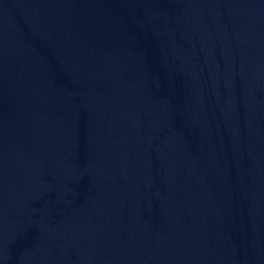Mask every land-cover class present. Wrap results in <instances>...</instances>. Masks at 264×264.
Here are the masks:
<instances>
[{
  "label": "water",
  "instance_id": "95a60500",
  "mask_svg": "<svg viewBox=\"0 0 264 264\" xmlns=\"http://www.w3.org/2000/svg\"><path fill=\"white\" fill-rule=\"evenodd\" d=\"M0 264H264V0H0Z\"/></svg>",
  "mask_w": 264,
  "mask_h": 264
}]
</instances>
